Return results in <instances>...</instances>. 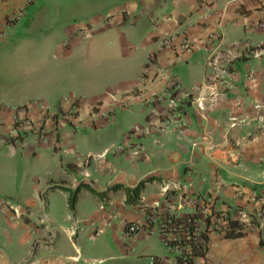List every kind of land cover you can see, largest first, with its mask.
Wrapping results in <instances>:
<instances>
[{
	"label": "crops",
	"instance_id": "0c3cea01",
	"mask_svg": "<svg viewBox=\"0 0 264 264\" xmlns=\"http://www.w3.org/2000/svg\"><path fill=\"white\" fill-rule=\"evenodd\" d=\"M17 13L22 25L9 27ZM56 16L62 24L51 28ZM212 34L222 36L230 55L219 48L208 68ZM258 47L264 0H0V264L171 258L157 230L171 214L192 215L207 232L206 252L193 264H264V221L238 238L208 222L217 212L255 214L264 202V51L252 55ZM171 80L194 94L178 95L176 109ZM204 83H216L218 93L198 107L193 100ZM14 117L43 119L46 139ZM111 144L121 150L82 164ZM150 177L135 205L123 190L105 201L82 190L71 210L68 192L47 190L82 182L104 191Z\"/></svg>",
	"mask_w": 264,
	"mask_h": 264
},
{
	"label": "built area",
	"instance_id": "2783aa9c",
	"mask_svg": "<svg viewBox=\"0 0 264 264\" xmlns=\"http://www.w3.org/2000/svg\"><path fill=\"white\" fill-rule=\"evenodd\" d=\"M212 4L214 0H209ZM21 16V13H17L15 16L10 18V22H16L19 17ZM203 17H206L204 15ZM172 39H169V42ZM208 41H210V55L207 59L206 66L208 68H214V64L217 61L215 52L223 47H225V43L222 39L221 35L215 36V34H212L208 36ZM214 40H217L218 43L216 45H213ZM187 43L184 41L182 43V47L186 48ZM219 51V50H218ZM264 51L263 47H258L256 50L252 52V55L255 57H258L262 52ZM225 55H230V51L228 49L225 50ZM154 57H150L148 62L145 65L144 73L146 72L148 66L153 63ZM144 74L141 75V79L143 78ZM216 83H204L197 89V98L193 100L198 107H201L202 102L209 96L214 97L217 95L218 90L216 88ZM168 98L170 99V103L172 104L173 109H176L177 104L175 98H177L178 95H181V97L189 99V97L193 96V91H184L182 89L181 83L177 80H171L168 83ZM205 90H207L209 93L206 94ZM109 98L112 99L114 102H118L117 99L113 94H109ZM65 100H68L67 98ZM157 98L155 99V101ZM78 100H73L71 102L70 110L75 111L77 108ZM122 107V105H121ZM256 108H259V106H255ZM98 108V105H92L91 110H95ZM74 113V112H72ZM71 116H73L71 114ZM107 115H100L99 116V123L98 126L104 121ZM14 122L21 123L22 126H25L26 128L30 129L37 135V137L40 140L46 139V130L44 126L43 119L36 121L35 123L28 121L26 119L20 120L16 117H14ZM121 150V145L119 144H111L109 145L102 153L101 155H93L88 154L84 157L82 164L87 165L90 160L98 158L100 156H105L109 153H115ZM136 154L139 153V151L135 152ZM12 209V207H10ZM14 217L18 218L19 213L15 210H13ZM264 202L259 210V212L255 214H249L244 212H238L236 215L232 216L233 219L237 220L238 223H242L245 225L243 231L247 230H254L257 228H260L261 222L264 221ZM180 219L179 223H176V221H171V218ZM227 214L225 213H214L211 220H209V227L210 230L216 231L221 234H225L228 231L227 228ZM136 227L134 225H130L127 229V231L130 234H133L136 231ZM157 230L159 235L163 237L162 243L165 250L172 255L171 258H161L159 259L158 264H176L178 261V258L180 256H183L185 253L190 254V246L192 243H200V235H201V228L196 223L194 217L189 214H183V215H177V214H171L168 216L163 217L158 223H157ZM156 258L151 257L150 258V264H155Z\"/></svg>",
	"mask_w": 264,
	"mask_h": 264
},
{
	"label": "trees",
	"instance_id": "16d2710c",
	"mask_svg": "<svg viewBox=\"0 0 264 264\" xmlns=\"http://www.w3.org/2000/svg\"><path fill=\"white\" fill-rule=\"evenodd\" d=\"M151 180H153L152 177L145 179V180H142L134 187H124L121 184H115V185L109 186L104 191H97L92 186H90L89 184H85L82 182H80L73 189L66 187L62 184H55V185L48 187L47 190H62V191L68 192L69 193L68 205H69L71 210L74 209V205H75V202L77 200V196H78L79 192L82 190L89 191L92 195H94L95 197L99 198L102 201L107 200V196L111 192H114L116 190H123L126 194V203L131 204V205H135V204L139 203V200H140L139 194H140L141 190L143 189L144 183L151 181ZM171 221H176V223H179L180 219L179 218L174 219L172 216ZM226 224H227L228 231L225 233V237H227V238H238L244 234L243 230H244L245 225L242 223H238L237 220L233 219L229 215L227 216ZM201 234H202L201 235L202 241H200V243L199 242L198 243H192L190 246V254L185 253L183 256H180L178 258V261L176 264H193V259L195 257L204 256V254L206 252V242H207L208 235H207L206 231H202ZM260 245L264 248V241L260 240ZM155 258H156L155 264H158L160 258H158V257H155Z\"/></svg>",
	"mask_w": 264,
	"mask_h": 264
},
{
	"label": "rangeland",
	"instance_id": "374dc122",
	"mask_svg": "<svg viewBox=\"0 0 264 264\" xmlns=\"http://www.w3.org/2000/svg\"><path fill=\"white\" fill-rule=\"evenodd\" d=\"M60 4V3H59ZM20 19V18H19ZM19 19L16 21V22H13L9 27H20L22 24L20 23V21L22 20H20L19 21ZM52 25H51V28H55L56 27V24H62V21H61V19H60V17L59 16H56V17H54L53 19H52ZM23 27V26H22ZM64 96L65 97H68V95H67V93H64ZM82 99L84 100V102H85V104H89V103H91L92 102V100H90V98L89 97H82Z\"/></svg>",
	"mask_w": 264,
	"mask_h": 264
}]
</instances>
